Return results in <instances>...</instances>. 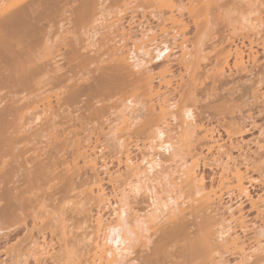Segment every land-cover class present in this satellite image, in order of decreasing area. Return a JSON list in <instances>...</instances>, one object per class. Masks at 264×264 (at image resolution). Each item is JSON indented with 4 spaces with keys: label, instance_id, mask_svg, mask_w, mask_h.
Here are the masks:
<instances>
[{
    "label": "bare ground",
    "instance_id": "6f19581e",
    "mask_svg": "<svg viewBox=\"0 0 264 264\" xmlns=\"http://www.w3.org/2000/svg\"><path fill=\"white\" fill-rule=\"evenodd\" d=\"M5 1L0 0V93L3 90H6L9 94H12V91H16L14 94L18 92L19 95L23 94L29 98L26 103L24 102L25 104H22L24 105L23 107L27 106V110L29 109V111L34 110V115L37 117L45 115V121L43 120L44 123L41 125L43 128H40L39 131L42 133L47 132L48 139L50 138V140L53 139L52 141H55V143H52L56 144L55 148L57 145L60 147L69 142L67 136V139H63L59 135L60 133H58L59 130L57 129L59 122L57 124L58 120L56 121L57 117L67 113L68 108L66 106L69 107L74 104L73 107H75L82 103L83 108L86 109L88 105H91V103L89 104L90 99L87 100L88 97L85 103L82 100L87 91L82 88V83H80L82 80H79V78L77 80L78 75H76L79 74L80 71L78 72L77 70L81 69L82 65H85L87 61H93V57L89 59V56L87 57L86 55V58L85 54L81 53L84 50L81 43L94 39L96 26L98 23H104L100 22L101 20L105 21V19H99L100 16L96 15V10L102 7L98 9V12L103 13L106 10L105 2L111 1L110 6L115 7L118 13L111 21H106L108 24L102 25L109 36L105 39L104 46L91 42L90 47L94 49L90 50L89 53L101 51V55L107 58V62L110 64L108 66L111 67V70L119 73V75L115 72L113 73L115 75L112 78L114 79L112 86L109 83H104L110 85L106 87V92H110L108 97L116 99L113 106L117 109L122 108L120 118L123 119L124 125L129 124L128 127L126 126V129L129 130L116 131L114 128L115 132H113L110 125H114L115 123L113 122L116 121L106 120L104 122L106 126L109 123L110 125L107 127H110L112 130H110V133L107 132L108 135H106L109 136L112 132L115 133L113 137L116 147L115 158L120 165L123 164L129 171L130 177L136 178L139 182L144 181V183L145 179H151V175L161 174L164 168H168L166 164L170 161L176 163L183 162L182 164L180 163L182 165L180 172V174L182 173V177L180 178L181 184L177 182L170 183L168 187H172V189H169V196L164 200L159 198L160 196L157 197L159 193L155 192L153 194L155 195L153 196L154 213L148 217L149 220H145V217L143 218L144 220L137 218L135 220L138 224L137 226L134 225L136 223L129 222V213L127 212L128 209H126L127 204L120 205L118 209H114L105 190L102 188L100 180L95 178L89 181L85 192L91 197L89 202H93V205L97 209V217L92 222L91 227H89L90 231L86 233V240L89 243L88 251L84 256L82 255L83 259L79 256L82 260L80 258L77 261H75L76 259H71V264H129L131 261H135V264H162L161 261L167 257L169 258L163 260V262L171 258L173 261L176 257L178 262L176 261L173 264H224L222 263L224 261L222 259L225 255L224 252L230 250L234 251L238 257L239 261L237 264H263L264 243L256 241V245L246 247L245 242L242 241V238L238 234V227H240L243 233L249 230V226H247L248 224L244 220L243 212L240 210L235 214V211H231V208L230 210L227 209L230 211L228 212V218L223 215L222 217H218V214H216V208H218V204L221 203L223 196H225V191L229 198L232 196L242 197L248 194L246 185L247 175L238 167H232L229 164L230 155L227 152V148L219 141L215 142L214 140L213 142L214 132L196 121L193 104H186L187 101L184 103L186 96L192 93L199 81V73H197L200 67L199 60L202 58L201 53L204 52L201 44L204 41L203 39L208 37V34L204 35L205 37L202 35L203 27L209 21L206 19L209 17L208 12L212 10V7H216L215 5H217L219 11L229 4L232 5V3L230 1L225 2L226 0L222 4H219V2L223 0H187L185 3L177 0H148L150 4H147V0H145L146 6L150 5V7L155 8L157 15L162 19L159 28L160 32L158 33L155 27H146L143 21L139 20V23L133 21L136 19L134 14H137L140 8H142L140 6L143 3L141 0L142 3H138L137 0L136 2L129 1L128 3L123 0V2L120 0H7V3L11 1L10 4H7ZM251 1L254 5L250 9V14L254 13L255 16L253 18L245 17L243 20L246 23L245 28L248 30L247 38L251 42L248 48L250 54L253 53L252 39L254 37L264 42V0ZM110 6L108 5L107 7L109 8ZM202 9L205 13L208 11V17L206 15L203 21H199L201 17L198 16H200L199 12H202ZM184 11L188 12L192 16L191 18L194 19L195 17L196 35L202 36L197 43L198 45L192 46L193 48L188 46L189 38L187 37V40L184 38L186 37L185 33L188 28V24L185 23L183 18L185 17ZM145 13L142 16L143 19L146 17ZM128 15L133 16L131 21H129V30H126L124 20ZM55 21H57L56 23L59 24V27L60 25L63 27L60 24L61 22L72 24L70 27L72 39L68 40V36L67 38L63 37L64 43L66 39L70 42H67L69 47L64 46L66 47L64 52L61 48L58 49L61 45L56 43L57 39L54 40V43L51 38L52 36H50L51 33L49 34V32L53 31L51 29L56 24L54 23ZM59 27L56 31L60 34L66 26L64 28L61 27V31H58ZM68 27L69 24L66 28L68 29ZM134 28H139V38L137 36L134 37ZM67 29L63 30L65 34L69 31ZM204 29L206 30L205 27ZM60 35L57 36L58 39ZM62 35L64 36V34ZM179 37H182V40L184 39L182 42L180 41L181 43L178 47L181 51V63H184L182 66H184L185 73L188 75L187 79L189 82H187V86L182 76L180 80L182 83L179 82L178 87L175 88V86V89L173 88L179 94V99L171 101L170 97H167L169 96L167 92L172 87L171 81H173L169 77L170 68L166 66L159 71L157 70V73H155L157 76L155 77L158 79L159 85L156 87L154 84L155 77L152 74L154 70L150 65L154 64L155 60L168 59L173 49L170 47L167 38L178 43ZM228 37H226L227 40L230 39ZM159 40L161 41L159 42ZM129 41L133 42V49H129L128 53H126L124 48L128 45ZM232 41L229 44L227 43V46H224L226 45L224 41L214 44V46L212 45L214 51L217 53L214 64H212L213 67L207 71L208 78L217 79L224 76L227 68H229L231 59L236 69H243L245 67L247 54L242 48L234 45ZM58 43L60 44L61 42ZM61 51L63 53L59 54ZM158 53L159 58H157ZM58 56H64L62 58L63 61L64 59L66 61V64H64L69 65L67 67H70V69L67 68L66 72H62L66 66H63V68L61 64L59 65L60 61L55 60ZM76 68L78 69L76 70ZM73 69L78 73L73 72ZM109 75L105 77L112 83ZM102 78L104 77L101 75ZM134 85L137 86L136 90L138 92H133L131 89V87L134 88ZM186 87H188V90L184 91ZM141 97L142 100H140ZM36 98L39 101L40 99L42 101L46 100V103L42 104V107H39L37 106L39 101ZM52 98H54V103ZM18 99L21 101L23 98ZM10 100L9 104L7 103L3 108H0V225H5L10 221L13 223L21 219L30 210L29 208H35L34 203L37 201V198L34 199L32 196V199L29 197L32 193L31 191L34 190L32 187L38 181L39 184H42L41 181L44 183V176H47L45 174L46 167L42 165V163L44 165L45 163L40 161L36 163L35 161L38 160L34 159V157L35 161L30 159L33 160V162H30L29 159L24 158L25 154L23 153V155L21 152L23 150L20 149L21 151H19L22 154L21 158L23 160H27L30 162L29 164L34 162L36 164L28 169L23 167V169L25 168V177L22 178V175H19L17 180H12L16 175L18 176V173L15 172L19 171L20 174V170L17 169L23 165H19L21 161H18L17 152L14 150L17 147L14 146L16 145L14 143H17L16 138L14 139L17 129L14 128L15 130H13V127L19 117L18 112H21L24 108L17 107L20 101H15L17 103L15 104L13 101L11 103ZM144 100L143 109L149 115L150 121H145V123L141 121V123L138 122L140 120L139 116H136L134 113L138 114L137 111L140 109L138 110L137 106ZM83 103L86 105H83ZM95 105L93 103L88 107L93 111V115L96 116L100 111L104 110L105 105L101 107H96ZM173 105L176 107L174 108ZM73 107L70 106L69 108ZM187 111H191L192 118L186 116ZM69 112L71 113V110ZM68 113L67 115L70 114ZM172 117L175 118L172 119ZM136 125L137 127H135ZM158 127L164 129L166 143L171 145L170 149H166L163 152L169 154L168 161H165L161 157L162 152L160 151V147L162 145L158 141L156 143L153 142L155 140V130ZM132 129L133 133L139 132L138 134H147L149 132L145 135L146 141H143V144L135 143L131 146L132 143L128 140L127 136L132 134L129 132ZM63 134L66 135V131ZM228 135L231 137L230 131ZM50 136H53L52 139ZM61 138L63 140H60ZM200 140L207 142V152L211 157L210 163L220 169L221 173L217 186H208L205 183L203 175L199 173L202 153L194 148V144ZM120 141L123 142L122 145L119 143ZM97 142L98 140L94 143L81 145L79 141L75 152L77 154L76 159H80L85 166L91 168L93 171L98 170L99 159L104 163V168L108 169V164L106 163L107 153H105L107 147L102 144L99 145ZM132 149L138 152L140 160H136L132 156ZM77 160H74L73 167L78 165ZM52 163L49 165H52ZM26 164L28 163L26 162ZM148 165L152 166V171L148 170ZM65 170L69 174L72 168L68 165ZM14 173L15 176H13ZM53 176H50V179H58L57 175ZM42 177L43 179L40 180ZM262 183L264 185V177H262ZM27 184L29 186H26ZM37 187L41 188L42 186L39 185ZM85 192L83 191L81 195H84ZM81 195H77L78 199H84ZM253 205L255 206L254 209L256 208L258 211V217H261L264 224V198L260 197L257 203H253ZM111 208L112 214L110 217L112 219L107 220L103 212ZM59 220L60 222L62 221V214ZM3 225L0 227V233L6 232L8 229L7 224L4 228ZM260 227L262 226L260 225ZM250 230L253 231L251 228ZM43 232V230L42 234L39 232L42 235L41 242L39 239H33L30 242L31 252L35 257H49L56 253L54 244L46 240ZM63 234H65L64 231ZM259 236L264 238V227L260 229ZM133 238H135L136 242L131 243L129 249V244ZM150 244L153 246L150 247ZM129 250L131 251L130 255L126 254ZM68 254L70 255V252Z\"/></svg>",
    "mask_w": 264,
    "mask_h": 264
},
{
    "label": "rangeland",
    "instance_id": "374dc122",
    "mask_svg": "<svg viewBox=\"0 0 264 264\" xmlns=\"http://www.w3.org/2000/svg\"><path fill=\"white\" fill-rule=\"evenodd\" d=\"M123 1H125L126 3H128L129 1L136 2V0H123ZM139 1L140 0H137L138 3L143 2L144 5L143 3L140 4L142 8H140L137 14H134V16H136V19L133 21H136L137 23L143 21L146 27H152V28L155 27V29L159 33L160 32L159 28L162 19H160V16L157 15L156 9L153 8L152 6L150 7V5L146 6L147 4H150L148 0L146 2L147 4H145V0H141L142 2ZM177 1L179 2L181 1L185 3L187 0H177ZM224 1L225 0L219 2V4H222ZM228 1H230L232 5L229 4L225 6V8L219 11L217 9V5H215L216 7H212L211 8L212 10L210 9L212 12L207 11L209 17L207 15V12L206 13L203 12L204 11L203 9L202 12H199L200 16L198 17H201L199 18V21H203L206 15L208 17L206 19H208L209 21L204 26L206 30L203 27V34H202L203 37H205L206 34H208V37H205L203 39L204 40L202 43L203 45L201 44V48L203 49L204 52L201 53L202 58L199 60L200 67L197 72L199 73L198 75L199 81L197 83V86L193 89L192 93L186 96L185 98L186 100L184 101V103L187 101L186 104H190V105L193 104L196 121L199 124L204 125L205 128L211 129L214 132L213 135L214 138H212L213 142L214 140L215 142L219 141L227 148V152L230 155L229 164L232 165V167L233 166L238 167L242 172H244L247 175L246 185L248 188L249 195L247 194L246 196H242V197L232 196L229 198L225 191V196H223L221 203L218 204V208H216L217 212L216 211L215 212L216 214H218V217H222L223 215L228 218L229 216L228 212H230L229 210L231 208H232L231 211L232 210L233 212L235 211L234 212L235 214L241 210L244 215V220L248 224L247 226H249V230H247L248 232L246 231L245 233H243L240 227H238L237 231L240 237L242 238V241L245 242L246 247H252L256 245V243L259 241L261 243L262 242L264 243V238L259 236L260 229L264 227V224L261 220V217L260 216L258 217V211L256 208L254 209L255 206L253 205V203H257V200H259L260 197L264 198V185L262 183V177H264V172H263L264 171V42H262L263 40H259L258 38L252 37L253 39L252 38L251 39L253 40V44H252L253 53L250 54L248 48L250 47L251 42L250 39L247 38L248 30L245 28L246 23L243 20L245 17L253 18L255 16L254 13L250 14V9L254 4L251 0H226L225 2ZM10 2L7 3V0L5 1V3L7 4H10ZM110 4L111 1L105 2L104 5L106 6V10L103 11V13L100 11L98 12V9L102 7L99 8L97 7L98 8L97 10L95 9L97 11L96 15H99L101 17L100 18L98 16L99 19L100 20L105 19V21L104 20L100 21L102 23L104 22L103 24H105L107 20L108 22L111 21L118 13V10L115 7L110 6ZM108 5L110 6L109 8L107 7ZM144 13L146 16L145 19L142 18ZM132 16L131 15L126 16V19L124 20V26L126 30H129V21H131ZM184 16H185L183 17L184 21L186 24H188V28L185 33L186 37L184 38L185 39L187 37L189 38L188 46H191V48H193L192 46L198 45L197 43L199 42V40L201 39L200 37L202 36L199 37L196 35V27L194 23L195 17L194 19L191 18L192 16H190L188 12L185 11H184ZM56 22L57 21H55L54 23ZM108 22L106 24H108ZM66 23L67 24H65V22L60 23L63 25V27L61 25L59 27L58 23L54 24L53 25L54 27L51 29L53 31L55 30L54 33L53 31L49 32V34L51 33L50 36H52L51 38L54 43H55L54 41L55 39H57L58 42H61L59 44L56 40V43L58 45H61L58 49L61 48L63 52L65 51V48L68 46L67 42L69 41H67V39L68 40L72 39L71 38L72 36L70 35V33L72 34L70 28L72 24L68 22ZM68 24L69 27L67 29L66 27L68 26ZM103 24L98 23V25L96 26V31H95L96 33H94L95 37L93 40L81 43L84 45V46L81 45L84 48V50L81 51V53L83 52L85 54V57L86 55L87 57L89 56V59L90 57L91 58L93 57V61L92 62L87 61L85 63L86 66L82 65L81 69L76 68V70L78 69L77 71L78 72L80 71L81 73L79 72V74L76 73L74 74L78 75L77 80L78 78L79 80H82L80 81V83H82V88L85 91H87L85 92L86 94L83 96L84 98L82 99L84 103L86 98L88 97L87 100L90 99L89 104L91 103L92 105L94 103L96 104L95 105L96 107H101L105 105L104 106L105 108L104 110H102L103 112L100 111V113L95 116L93 115V111L89 109L91 105H88L89 107L87 106L86 109L83 108L84 106H82V103L79 104L78 106L77 102H76L77 106L75 107H73L74 104L70 105L73 108H69L70 106L69 107L66 106L68 108V111L67 109H65L67 113L69 112V110H71V113L69 112L70 113V114L68 113L69 115H67V113L65 115L62 114L60 115L61 117L59 116L60 118L59 117L56 118V121L58 120L57 124L59 122L58 125L60 126L59 127L57 125L58 126L57 129L59 130L58 133H60L59 135H61L63 139H67V137L69 138L67 139L69 140V142L65 143L64 146L58 147L57 145V147L55 148L56 144H52L55 143V141H52L53 136L52 137L50 136L52 139L50 140V138L48 139L49 136L47 137L46 131H45L46 133H42L39 131L40 128L41 129L43 128L41 125H43L45 121L44 119L46 117L45 115H42L43 117L42 116L37 117L34 115L35 114L33 112L34 110L31 109L32 111H29V109L27 110L28 108L27 106H25L26 109L23 107L24 105L22 104H25L27 99L29 98H27L23 94L19 95L18 92L14 94V92L16 91H12V94H9V92L3 90L0 93L1 94L0 108L1 107L3 108V106H5L10 99H11L10 102L13 101V103H15V101L16 102L20 101V99L18 98L24 99L26 97L24 101H22L23 100L22 99L18 104L15 103L18 105L17 107L20 106L24 108L21 110V112H18L19 117L16 120L15 126L13 127V130H15L14 128L17 129L15 132L16 134L14 133L15 134L14 139L16 138L15 140L17 141V143H14L16 144L14 146L17 147L14 150L17 152L15 153L18 155L19 158L18 161L19 160L21 161L19 165L20 166L22 164L23 165L22 167L18 166L19 168L17 170H20V174L19 171L15 172L18 173V176L16 175V177H14V179L12 180L13 181L17 180V177H19V175H22L21 176L22 178L25 177L24 176L26 174L25 168L28 169L29 167L30 168L33 167V165L35 166V164L39 161L44 162L45 165L47 164V166H45L42 163V165L46 167L45 174L48 176V178L47 176L46 177L44 176L45 179L47 178L46 180L43 179V177L40 179V180L43 179L45 181L44 183L43 181H41L42 184H39L38 183L39 181L38 182L36 181L37 184L41 185L42 187L41 188L37 187L39 185L36 184L37 186L34 185V187H32L34 190L31 191L32 193L30 192L31 194L29 193L30 196L28 194V196L31 197L32 199L33 197L34 199L37 198V201H35L34 203L36 209L34 207H31L29 208L30 210L27 209L28 211L21 219L13 223L12 221H10L9 223L7 222L6 223L8 227L7 231L0 233V264H71L72 263L71 259L73 260L76 259L75 261H77L80 257L83 259L84 254H86V252L89 249V243L86 240L87 239L86 233L90 231L89 227H91L92 222L97 217V209L93 205V202H89L91 197L88 195L87 192H85V190H87V183L92 179L96 178L100 180L102 188L105 190V193L114 209H118L120 205L127 204L126 209H128L127 212L129 213L128 214L129 217L128 216L127 217L130 218L129 222H132L133 224L136 223L135 220L137 218L142 220L145 217L146 218L145 220H147L148 217L154 213L155 207L153 204L154 203L153 196L155 195L153 194L155 192L157 194L158 193L160 194V195L158 194L157 197L160 196L159 198L164 200L166 197L169 196L168 193L169 189H172V187L171 188L168 187L169 184L172 182L175 183L177 182L181 184L182 182L180 179L182 177L181 175L182 173L180 174V172L182 168L181 164L183 162L181 161H180L181 164L179 162L176 163L170 161L169 163L166 164L168 168H164L163 171H161V174L159 175L156 174L155 176L151 175L150 176L151 179L150 180L145 179V183H144V181L139 182L137 181L136 178L133 179L132 177H130L129 171L125 168L123 164L120 165L118 160L115 158L116 147L114 145L115 139L113 138L115 136V133L113 132H115V130L120 131L126 129V126L128 127L129 124L124 125L123 119L120 118L122 114V108H118V109L115 108L113 104L114 101H116V99L115 98L111 99L110 97H108V94L110 92L109 93H107L108 91L106 92V87L113 85L114 79L112 78L115 75L113 74L115 71L111 70V67L108 66L110 64L107 62V58L101 55L102 54L101 51L100 52L98 51L97 53H89L90 50L94 49L90 47L91 42H94L97 45L104 46L103 45L104 41L109 36L108 34H106L107 31L104 29V26H102ZM64 26L66 27L64 28ZM58 27H59L58 31H61L62 28H64L65 30L66 29L69 30L66 33L67 35L65 34V31H63L64 29L62 30L63 33L61 31L60 33L61 35H60L56 31ZM138 30L139 28H134L133 30L134 37L136 36L137 38L140 37V33ZM62 34H64V36ZM59 35L60 37L58 39L57 36ZM63 37L67 38L65 40L66 41L65 43L63 42L64 40ZM226 37L232 39L233 41L230 39L227 40ZM167 39L169 41L170 47L173 49L171 56L165 60H155L154 64H151L150 66L154 70V72H152L154 77L157 76V74H155L157 73V70L159 71L163 69V67L165 68L166 66L170 68L169 77L173 81H171L172 87L168 90L167 94L169 96L167 97L168 98L170 97L169 99L171 101H177L179 99V94L175 92L174 89L178 87V84L182 83L180 81L182 79V76L186 83L189 82V80L187 79L188 75L185 73L186 71L184 69V66H182L184 63L183 62L181 63V51L178 47L180 46V43L184 39L182 40V37H179L178 43L177 41L176 42L171 41L170 38ZM160 41L161 40H159V42ZM221 41L222 42L224 41V44H226L224 46H227L229 43H231L230 41H232L234 42V45H237L238 47L242 48V50L245 51V53L247 54L245 67L243 69L242 68L236 69L234 67L233 60L231 59L229 68H227L226 74L224 76L217 79H212L210 77L208 78L207 71H209V69L213 67L212 64H214V60L216 58V53H217L216 51H214L212 45L214 46V44H217ZM132 43H133L132 41H129L127 43L128 45H126V47L124 48V51L126 50V53H128V50L133 47ZM57 44L55 45L57 46ZM62 51L61 53L59 52V54H62L63 53ZM52 57L54 56L52 55ZM62 58H64V56L63 57L58 56L55 58V60H59L60 61L59 65L61 64L62 67L66 66L65 68L63 67L64 71L61 70L62 72H66L68 69H70V67H67L69 65H65L66 61L65 59L63 61ZM73 70H74L73 72H77L75 71V69ZM115 73L119 75L118 72ZM101 75L105 79L104 78L101 79ZM107 75L110 76L108 77L111 79L110 81H112V83L109 82L107 77H105ZM104 83L107 84L109 83L110 85ZM154 84L156 87L159 85V81L156 77L154 78ZM131 89L133 90V92L135 91L138 92V90H136L137 86L135 85L134 88L131 87ZM185 89L184 91H187L188 87H186ZM105 93H107V95H105ZM36 100L38 99L36 98ZM140 100H142V97ZM45 101H42L40 99L37 106L42 107L43 106L42 104L46 103ZM52 101L54 103V98H52ZM144 102L145 100L142 103L138 104L139 107L137 106V108L138 110L140 109L139 111H137L138 114L136 112L134 113L136 114V116L138 115L140 118L138 122L142 121L143 123H145V121L146 122L150 121L149 115L147 114L145 109H143ZM84 103L83 105H86ZM73 109L77 112H75ZM62 113L64 112L62 111ZM106 120L116 121L113 122L115 123L114 125L112 124L114 127L109 123L107 124V126L110 125L113 129V132L109 134V136H107L108 135L107 132L110 133L111 129L110 127L106 126V123L104 124ZM137 125L135 127H137ZM133 129L131 130L132 132L129 131L132 134H130V136L129 135L127 136L128 140L132 143L131 146H133V144L135 143L143 144V141L144 142L146 141L145 135H147L149 132L147 134H142V133L138 134L139 132L133 133L134 132ZM228 130L232 134L231 137L228 135L229 132ZM64 131H66V135L63 134ZM74 135H76L77 137ZM62 138L60 140H63ZM78 139L81 145L94 143L98 140L97 143L99 145L102 144L106 146L107 148L105 150L106 151L105 153H107L106 163L108 164L107 167L108 169L104 168V163L102 162L101 159L98 160V170L96 171H93L91 170V168L85 166L80 159L77 160L76 159L77 154L75 152L79 143V141H77ZM197 143L194 144V148L202 153V160L200 161L199 164V173L203 175V177L205 178V183L208 186L211 185L217 186L219 181V176L221 173L220 169L215 165H213L212 163H210L211 157L207 152V146H206L207 142L205 140H200ZM20 149H22L23 151H21ZM19 150L22 152V154L23 153L25 154V155L23 154L24 158L29 159L30 162L31 161L33 162L34 159L38 161L34 160L36 163L34 162L29 164L30 162H28L25 159L23 160V158H21L22 154ZM132 152H133L132 156L136 160H140V155H138V152L135 149H132ZM36 157L39 159H37ZM161 157L165 161L169 160L168 153L162 152ZM74 160L78 161V165L76 167H73L75 163ZM25 161L28 164H26ZM60 162L62 164L66 162L67 164L65 163L62 165ZM51 163L53 166L49 165ZM68 165H70L72 168V171L69 174H67L65 170ZM23 167L25 168L23 169ZM15 173L13 176H15ZM53 175L54 176L57 175L58 179L55 180L50 179V176ZM138 183L141 184L144 189L143 194L140 195L139 197L124 199L123 198L124 193L126 191L131 190L129 188V185H135ZM26 186H29V184H27ZM173 190H175V188H173ZM83 191L85 192V194L81 195ZM77 195H81V197H84V199L83 198L78 199ZM103 213H104V217L107 220L112 219V217H110L112 214V208L105 210ZM61 214H62V221L60 222L59 219ZM42 221H44L43 222L44 225L42 224ZM2 225H0V227H2ZM5 225H3V228L5 227ZM134 225L137 226L138 224L136 223ZM260 225L262 227H260ZM250 228L253 231H251ZM42 230L44 231L43 234L45 235L46 240L54 244V247L56 248L55 249L56 253L53 256L51 255L49 257H40V256L35 257L31 252L30 242L33 239H39V241L40 240L42 241V235H41ZM63 231L65 234H63ZM152 246L153 245L150 244V247ZM67 250L68 252H70V255L68 254ZM149 250L148 252H150ZM226 252H224L225 255L223 254L224 258L222 257V259L225 262L223 261L222 263L237 264L239 259L235 255V252L231 250ZM167 258L163 260H167ZM174 259L175 260L173 261L171 258L168 259V261L163 262L162 260L161 262L162 264H168L171 260L169 264H173L178 260L176 257Z\"/></svg>",
    "mask_w": 264,
    "mask_h": 264
},
{
    "label": "snow or ice",
    "instance_id": "6c2138e0",
    "mask_svg": "<svg viewBox=\"0 0 264 264\" xmlns=\"http://www.w3.org/2000/svg\"><path fill=\"white\" fill-rule=\"evenodd\" d=\"M157 58H159V53L157 54ZM137 70H139V68H137ZM173 107L175 108L176 106L173 105ZM186 116L188 118H192L191 111H187L186 112ZM174 118L175 117H172V119H174ZM157 141L159 142L160 145H162L160 147V151L161 152H164L166 149H170L171 145H169V144L166 143V136H165V131H164L163 128H159L158 127L155 130V140L153 142L156 143ZM119 143L122 145L123 142L120 141ZM148 170L149 171H152V166L151 165H148ZM129 188L131 190L130 191H126L124 193V197H123L124 199H131V198H134V197H139L140 195L143 194V191H144L142 185L139 184V183L138 184H135V185H129ZM149 194H151V193H149ZM135 242H136L135 241V238H133V240L129 244V249H130L131 243H135ZM149 243H150V241H149ZM126 254L130 255L131 254V251L129 250V252L126 253ZM129 264H135V261H131V262H129Z\"/></svg>",
    "mask_w": 264,
    "mask_h": 264
}]
</instances>
